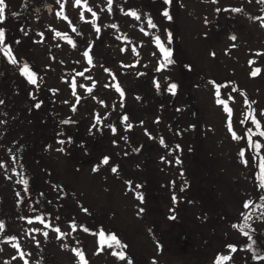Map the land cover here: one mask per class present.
Segmentation results:
<instances>
[{"label": "flooded vegetation", "instance_id": "obj_1", "mask_svg": "<svg viewBox=\"0 0 264 264\" xmlns=\"http://www.w3.org/2000/svg\"><path fill=\"white\" fill-rule=\"evenodd\" d=\"M5 3V20L0 24L5 28L4 47L11 46L17 63H10L0 51V222L6 226L0 229V264H83L75 250L83 252L87 264H126L113 254L120 251L133 264H141L131 251L136 247L127 243L132 241L129 235L137 241L140 220L149 226L163 222L168 226L170 221L157 215L139 219V211L169 202L171 157L173 165L179 163L185 169L183 137L171 140L170 121L180 136L196 129L193 123L187 128L189 109L181 99L185 90L180 81L183 85L186 81L185 68L180 66L184 49L179 45V32L186 31L182 2L112 0L109 5L108 0H87L98 18L82 5L76 7L75 0ZM239 7L243 9L234 11L240 14L237 18L215 21V29L227 44L223 48H235L245 42V33H252L245 29V7ZM165 10L171 20L162 15ZM130 11L141 18L126 14ZM255 13L263 18L259 25L264 31V5ZM149 17L157 27L148 25ZM157 37L177 66L173 79L165 70L170 63L162 57L155 58V67H151L142 56L147 47L159 56ZM259 37V46L264 45V36ZM25 65L35 72L36 84L22 74ZM172 84L177 85L175 94L170 90ZM233 93L245 108V89ZM194 118L199 123L197 112ZM204 140L199 139L198 152L205 150ZM105 157L108 164L102 163ZM174 203L179 207V202ZM37 217H43L44 223ZM100 232L106 237L115 235L127 247L101 248ZM157 236L162 255L172 248L178 251L180 245L185 254L195 245L194 237L186 238L178 230L170 237L165 228ZM187 239L189 248L184 251Z\"/></svg>", "mask_w": 264, "mask_h": 264}, {"label": "rangeland", "instance_id": "obj_2", "mask_svg": "<svg viewBox=\"0 0 264 264\" xmlns=\"http://www.w3.org/2000/svg\"><path fill=\"white\" fill-rule=\"evenodd\" d=\"M180 1L185 12L182 27L186 30L179 32L181 36L179 45L184 49L180 66L185 68L186 79L184 85L180 81V85L184 86L185 90V96L181 99L186 104L184 106L189 109L187 111L190 121L187 120V128L193 123L197 132L193 135L187 134V137L180 136L179 132L173 131L177 128L171 119L170 138L175 141L177 137L181 139L183 137L181 141L184 143L185 150L188 147L187 143L193 142L191 148H194L195 154L193 151H190L191 155L185 152V169L179 167V163L173 165L171 157L169 202L161 201L159 202L161 207L155 205V209H152L148 205V209H143V212L139 211V219L145 218L147 215L153 217L157 215V218H168L170 221L168 226H165L164 222L163 225L158 223L149 226L140 220L137 226V241L134 237L130 238L129 235V240L132 239V241L127 243L136 247V251H131L134 252L141 264H150L149 261L151 264H216L217 258L221 255L234 258L237 264H245L244 258L232 257L230 248L227 246L234 243V220H237L243 212V204L256 196L254 180L257 174V164L253 165L247 160L245 165L243 162L246 159L245 155L242 157L240 153L243 147L245 149V129L247 128L245 123L249 122L248 114L256 115L254 110L257 107L251 98L260 104L259 109H264V45L259 46L261 42L259 36H264V31L259 25V21L261 22L263 18L256 17L255 13L262 9L264 3L261 0H245L243 2L242 0L239 2L237 0ZM239 6L245 7V29H252V33H245V42H239L235 48H223L227 44H224L222 40L225 39L215 29V21L218 17H221L223 21L227 16L233 19L237 18L240 14H234L233 9H243ZM198 31H200L199 36H197ZM240 37L243 38V34H240ZM248 41L253 46H249ZM161 54V51L159 56L151 54L147 47L142 56H146L151 67H155V60L158 58L162 57V60L167 62L164 54ZM42 57L39 56L38 59ZM151 58H154V61ZM253 61L254 63H250ZM45 64H50V62H44ZM255 68H259L261 71L256 76H252L251 73ZM165 70H168L166 73L169 79L176 77L178 70L174 62L170 63V66ZM164 74L160 80L165 78ZM191 76H193L192 79ZM205 78L216 82L211 81L210 83ZM228 79H231L239 89L246 88L248 94L245 100L248 103H245V108H242L243 102L240 97L235 95L229 83H226ZM223 81L224 83H222ZM218 87L219 96H217ZM218 99L226 101L227 106L232 110L231 116L225 110V105L218 103ZM196 112L199 119L197 122L201 124L194 123ZM229 120H231L232 130L228 126ZM139 129L141 133L140 126ZM155 130H157L156 126L154 133ZM184 131L185 129L180 130L181 133ZM233 131L242 138L234 139ZM200 138L205 139L206 149L211 150L209 161L212 165V172L209 175L206 173L207 167L205 166V163L209 162L207 157L203 164L200 159L196 161L194 156L197 153V147L201 145ZM194 139H198V141H193ZM170 144L172 152L173 144ZM202 177H206L204 178L205 184L200 188ZM178 185L185 188L182 192L183 187H181L179 199L175 190ZM214 185H216V189L212 191ZM239 188H243V193ZM172 196L177 202L179 201V207L175 205V201H172ZM171 217H175V219ZM165 228L170 237L177 230L179 234L186 235V238L194 237L195 245L190 248L188 245L189 249L187 248L185 254L180 251V245L178 251L177 248H172L166 255H162L156 240L158 239L157 235ZM174 229L176 230L174 231ZM188 242L190 241L188 240ZM170 245L173 244L170 243Z\"/></svg>", "mask_w": 264, "mask_h": 264}, {"label": "snow or ice", "instance_id": "obj_3", "mask_svg": "<svg viewBox=\"0 0 264 264\" xmlns=\"http://www.w3.org/2000/svg\"><path fill=\"white\" fill-rule=\"evenodd\" d=\"M66 2V0H65ZM109 2V5H111L112 3V0H108ZM163 2L165 4H171L172 0H163ZM214 2H218V0H214ZM262 3H264V0H261ZM81 5L83 6V9L88 11V12H91L92 13V16L93 17H97V14L92 10L91 7H89L88 3H87V0H75V6L76 7H81ZM61 7L63 8V4L61 5ZM5 9H6V3H5V0H0V24H3L4 23V20H5ZM109 10H111L109 8ZM219 11V9H218ZM233 11H242V9H233ZM128 15H131L132 17H134L135 19L139 20L141 17L140 15L135 12V11H130L129 13H126ZM13 16H15L16 14L13 13L12 14ZM57 15H60V13H57ZM162 15L167 18L168 20H171L172 19V16L169 14V12L167 10L163 11L162 12ZM64 19H68L67 16H64L63 17ZM83 12H81V19H83ZM85 22H90V21H85ZM148 25L152 28H155L157 27L156 24H154L152 22V19L151 17L148 18ZM76 29L73 27V31H75ZM143 31V29H141ZM21 31H23V29H21ZM96 31L99 32L100 29L99 27L96 28ZM40 35H43V33H41ZM57 35H61L60 33H57ZM5 28L3 27H0V51H3L4 55L8 58L9 62L12 63V64H16L17 61L15 59V57L12 55V49H11V46H7V47H4L5 45ZM66 39H68L67 37H65ZM168 38L169 40L171 39V34L169 33L168 34ZM232 40H235L236 37L235 36H232L231 37ZM156 41H157V45L158 47L160 48L161 52L164 54L166 60L168 63H173V61L170 59L172 53L169 49L165 48L163 43L160 42V39L159 37L156 38ZM68 42L73 44V46H75V43L71 40V39H68ZM18 43V41H17ZM84 56L88 58V62L89 63H92V58L91 56L89 55V51H85L84 53ZM250 63H254L253 62H250ZM261 71V69L259 68H255L253 69L251 75L252 76H256L259 72ZM23 75H25V77L29 80L30 83L32 84H36L37 83V78H36V74L35 72H32L28 69V66L25 65L24 66V69H23ZM82 75V73H81ZM73 87H75V83H73L72 85ZM159 85H157L158 87ZM177 88V85L176 84H172L170 86V90L173 91V94H175V89ZM117 91H119L121 93V95H123V90L120 89L119 85H117ZM89 91H91V89H89ZM217 96H219V87L217 88ZM0 103H2V101H0ZM218 103H221V104H224L225 105V110L228 111L229 113V116L232 115V110L227 106V103L226 101L224 100H219L218 99ZM245 103H248L247 100H245ZM37 108L40 107V104H36L35 105ZM249 118L251 119V122L255 125V127L257 129H260L261 128V123L255 118L254 114L252 113H249ZM125 120H127V117H124ZM242 123H244L245 121H241ZM229 129L232 130V125H231V120H229ZM113 131L115 132V129L113 128ZM247 145L249 148H253L255 149L256 153H257V156L259 157V169H260V172L258 174V180L260 181V187L261 188H264V155H260V150L262 147H264V145H262L259 141H253L252 139V130L251 129H248L247 130ZM258 136L259 137H264V130H261L258 132ZM233 138L234 139H241L242 137H239L237 136V134L233 131ZM61 143H63V141H61ZM60 151H63V149H59ZM245 151L244 149L241 150V153L240 155L243 157L245 155ZM253 159H256V157H254ZM245 163V165L247 164V160L245 159L243 161ZM103 164H108L109 163V158L108 157H105L102 161ZM112 171L113 172H116L117 171V168L113 167L112 168ZM25 183H27L25 181ZM183 191V189H181ZM138 199H140L141 201H143V196L142 195H138L137 197ZM173 199L175 200V197H173ZM250 203L251 202H246L244 207H249L250 206ZM85 211H87V209H84ZM141 211H143L141 209ZM172 219H175V217H172ZM37 220H39V222L41 224L44 223V218L43 217H37ZM29 223H32L31 220H29ZM48 227H50L51 225H46ZM6 226L3 222H0V229H4ZM73 228H75V224L72 225ZM56 232H60V229L59 228H56L55 229ZM84 231H88L87 228L84 229ZM241 231L243 232V228H241ZM43 235L45 237L48 236V233L47 232H44ZM63 235H66L64 233H61V236ZM244 235H248L247 232H244ZM99 237H100V245H101V248H103L105 245L108 247V248H112V247H117V248H126L127 245L125 244H122L115 235H109L106 237L105 233L104 232H100L99 233ZM38 243V242H37ZM228 248H230L232 250V252H235L236 251V247L234 245H228L227 246ZM76 251V254L77 256H79L81 258V261L83 262V264H87V261L84 259V254L82 251H79V250H75ZM114 255H117L118 258L120 260H125L126 261V264H133V261L131 259H129L126 255L125 252L123 251H120L118 253H113ZM231 260V257L230 256H227V255H221L217 258L216 260V264H224V262L226 261H229Z\"/></svg>", "mask_w": 264, "mask_h": 264}, {"label": "trees", "instance_id": "obj_4", "mask_svg": "<svg viewBox=\"0 0 264 264\" xmlns=\"http://www.w3.org/2000/svg\"><path fill=\"white\" fill-rule=\"evenodd\" d=\"M209 80V79H208ZM201 81V80H199ZM209 82L211 83V81L209 80ZM220 82V81H219ZM224 83V81L222 82ZM226 83H229V86H231V90L232 91H240L241 89H239V87L237 85L234 84V82L231 79H228L226 81ZM213 84V82H212ZM218 86V84H217ZM247 90L245 88V98L247 97ZM252 101H254L253 103L256 104V109L254 110L256 112L255 118L261 123V128L257 129L255 127V125L251 122V119L249 118V114H248V119L249 122L245 123L247 125V128L245 129V149L243 147L245 151V158L246 160H248V162L250 161L253 165L257 164V176L255 175V180H254V189L255 192L254 194L256 195L255 198H253L252 200H247L246 202H251L249 207H244L245 203L243 204V212L240 214V217L237 220H234V243H231L229 245H234L236 247V251L232 252L231 251V255L232 257H237V258H244V262L245 264H264V188H261L260 185V181L258 180V174L260 172L259 169V157L257 156V153L255 151V149L253 148H249L247 145V130L251 129L252 130V139L253 141H259L262 145H264L263 141H264V137H259L258 136V132L261 130H264V109H259L260 108V104L254 99L251 98ZM261 110H263V112H260ZM253 111V109H252ZM197 132V130L195 131H191L189 132V135H193V133ZM184 137H187V135H184ZM188 147L186 148L185 152L187 154L190 153V151H194L193 147V142L191 143H187ZM201 146V145H199ZM205 150L204 151H200L196 153V155H194L195 157L200 159L201 161H205V158L207 157L208 161H209V155L211 154V150H207L205 146V144L203 145ZM191 148V149H190ZM263 150L264 147L261 148L260 150V155H264L263 154ZM191 155V154H189ZM254 157H256V159H253ZM251 159V160H250ZM207 170L206 173H211L212 172V165L211 162L209 161L208 163H205ZM190 184V183H188ZM187 184V185H188ZM181 185L176 186V193L178 195V199H179V191L181 189ZM184 187H183V191H184ZM241 190V188H239ZM182 191V192H183ZM242 192V190H241ZM243 193V192H242ZM183 195V193L181 194V196ZM172 201H175L176 203L177 200L173 199L172 196ZM177 211V210H176ZM241 228H243V232L241 231ZM212 232V231H211ZM244 232H247L248 235H244ZM228 254V253H226ZM235 254V255H233ZM229 255V254H228ZM224 264H237V262L234 260V258H232L229 261L224 262Z\"/></svg>", "mask_w": 264, "mask_h": 264}, {"label": "water", "instance_id": "obj_5", "mask_svg": "<svg viewBox=\"0 0 264 264\" xmlns=\"http://www.w3.org/2000/svg\"><path fill=\"white\" fill-rule=\"evenodd\" d=\"M188 245H189V244H188V240H186V241H185V244H184V247H183V248H184V251H186V250H187V248H188Z\"/></svg>", "mask_w": 264, "mask_h": 264}]
</instances>
